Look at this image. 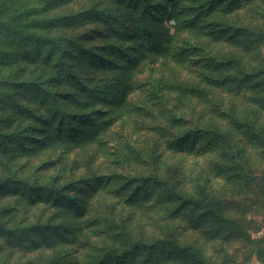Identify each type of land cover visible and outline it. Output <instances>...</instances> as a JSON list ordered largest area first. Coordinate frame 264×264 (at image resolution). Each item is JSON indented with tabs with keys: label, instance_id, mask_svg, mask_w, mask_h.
Listing matches in <instances>:
<instances>
[{
	"label": "rangeland",
	"instance_id": "obj_1",
	"mask_svg": "<svg viewBox=\"0 0 264 264\" xmlns=\"http://www.w3.org/2000/svg\"><path fill=\"white\" fill-rule=\"evenodd\" d=\"M262 34L264 0H0V264H264V147L222 114L264 133V75L204 80L264 68ZM209 128L231 144L179 151ZM201 192L224 221L176 196Z\"/></svg>",
	"mask_w": 264,
	"mask_h": 264
},
{
	"label": "trees",
	"instance_id": "obj_2",
	"mask_svg": "<svg viewBox=\"0 0 264 264\" xmlns=\"http://www.w3.org/2000/svg\"><path fill=\"white\" fill-rule=\"evenodd\" d=\"M186 27L183 22V20L179 21L178 26L175 28V32L171 34L170 31H166V35L162 42H163V49H162V56L165 57L166 60H172L177 61L178 63H184V58H181L180 53H177L174 49L175 44L181 39ZM260 37L264 38V34H262ZM217 41V40H216ZM207 46H210V44H207ZM204 70H206V74L204 76V80H206L209 85L216 87V88H223L225 92L229 93H241L243 90H245L247 87H251V79L259 77L264 75V68H260L259 70H256V72H253L252 69H249L246 67L245 64L242 63L241 60H222L217 61L215 59H207L204 60ZM251 70V72H249ZM259 86V85H258ZM256 98V97H255ZM204 99L207 101H215L216 97L213 96V93L211 92H205L204 91ZM256 102H261V104L257 103L260 106V109L258 110L259 115L262 116L264 112V94L263 96H258L256 99ZM235 106H232V110L230 112H222V114L227 118L231 119L232 124L237 126L238 130H247L248 134L254 135V140L257 142V147H264V133H257L256 127L253 126L255 122L248 121V119H251L248 116L238 114L236 113L234 116H232V113L235 111ZM262 111V112H261ZM258 115L256 114V118ZM248 118V119H247ZM252 130L254 132H252ZM205 136H209V144L208 147L204 146L202 149L197 150V141L193 140L192 143H189V139L195 137V134L185 135L181 142L174 140L176 142H179L181 145V149H179L180 152L188 151L191 153H197L200 154V152L204 151L205 149H208L207 151L215 150L217 145L220 143H228L231 144L232 136L229 137L227 132H223L222 129L215 130L213 128H209L208 130L204 131ZM196 138V137H195ZM185 141V142H182ZM223 171V170H222ZM221 171V172H222ZM224 172V171H223ZM177 199L181 201H189V206L187 208H192L194 211L198 210L199 208H204L207 210V214L214 216L218 219V221H224V214L222 213V210L220 208V205L218 204V201L215 199L204 196V193H199L197 197L194 196H179L176 195ZM184 208H181L180 210H177L178 217L182 216L185 212L183 211ZM181 211V212H180ZM184 212V213H183ZM204 212V211H203ZM229 222H232L230 220Z\"/></svg>",
	"mask_w": 264,
	"mask_h": 264
}]
</instances>
